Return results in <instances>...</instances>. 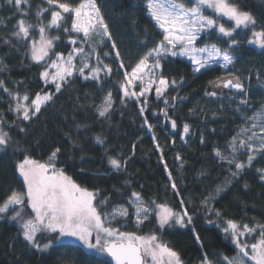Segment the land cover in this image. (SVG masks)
I'll use <instances>...</instances> for the list:
<instances>
[{"label": "snow or ice", "instance_id": "obj_1", "mask_svg": "<svg viewBox=\"0 0 264 264\" xmlns=\"http://www.w3.org/2000/svg\"><path fill=\"white\" fill-rule=\"evenodd\" d=\"M8 3L14 4L22 16H27L31 9L30 0H8ZM142 3L154 26L161 30L162 39L152 47L145 44L147 51L130 69L121 58L97 0H78L75 4L69 0H42L34 12L37 21L35 25L23 18L18 20L16 30L11 34L16 42L4 39L3 43L12 48L27 43L25 55L34 63L43 65L40 77L45 88L30 97L28 92L21 94L16 90L23 81L17 82L15 88H9L5 80L0 79V90L10 98L9 111L15 114L16 120H33L74 79L90 80L103 85L114 71L110 63H105V59L112 56L119 63L118 70L123 75V80L118 82L122 93L121 104H126L128 100L137 102L140 105L139 113L144 117L143 126L152 132L154 125L144 114L149 106L148 97L154 91L155 98L162 100L166 106L160 112L170 121L171 128L176 129V120L169 116L167 110V106L174 105L170 103L166 93L169 87L182 84L183 77L179 81L165 77L162 72L165 61L186 59L193 71L200 73L213 66L228 69L234 65L242 44L259 49L264 54V22L258 23L250 11L244 10L246 6L241 5L239 0H142ZM22 5L27 7L22 9ZM46 14L49 18L45 22ZM34 32H38V36L33 35ZM53 32L64 34L67 45L71 46L66 54L57 50V44L62 43L63 39L59 34L53 35ZM241 33H244L243 37ZM213 40L216 42H212ZM106 42L110 43L111 52L103 51ZM5 68L6 65L0 67V71ZM262 77L264 73L257 72V79ZM209 84L215 89H233L241 96L235 111L241 114L244 123L238 126V131L226 142L224 148L218 145L213 147L214 158L222 166L227 165L228 176L201 200L206 214L217 218L207 219L206 222L220 228L225 238H231L235 255L215 253L213 255L217 259H213L209 253L202 252L199 264H264V224L253 223L250 226L248 223L227 219L219 209L210 207L221 192L228 190L233 180L264 157V104L253 109L249 115L246 109L252 108V104L247 98L248 88L241 77L231 71L227 73V77H217L216 80L209 81ZM48 85L52 86V90H48ZM204 94L208 97L220 95L214 90H206ZM177 99L187 97H171L172 101ZM114 103L112 90L109 89L101 102L93 103V107L98 117L108 119ZM16 120L9 124L0 115V152L6 151L14 143L10 132L5 130V125L15 127ZM19 131L25 132L26 128L20 127ZM189 133L190 126L185 123L181 139ZM152 139L156 141L154 134ZM94 140L100 146L106 143V138L101 134L96 135ZM71 143L73 147L78 146L76 140ZM201 143H204L203 136ZM156 148L161 150L158 143ZM60 153L61 148L56 147L43 162L24 154L16 164V170L22 177L23 190H13L0 203V220L12 212L7 218L18 225V234L32 249L47 252L59 238L72 237L89 251L111 258V261L97 259L94 264H184L180 253L156 232L140 235L135 231H123L112 223H119V219L127 221L131 215L139 229L154 216L160 232L173 226L186 228L193 225V215L184 199L180 200L181 208L177 211L166 202L145 201L141 193L132 191L127 196L126 205H112L109 210L110 196L102 197L100 189L90 190L82 186L64 168L57 166ZM107 159L114 171L119 172L127 166V160L122 158L108 156ZM176 159L181 161L180 167L183 168L182 157L177 154ZM165 170L169 186L179 195L178 185L166 163ZM256 171L260 174V180L264 181V167H258ZM206 174L204 171L200 173ZM244 187L247 188V185ZM115 191L119 192L118 189ZM25 209H30L31 214ZM129 209H132L131 214ZM192 232L203 249L204 244L194 226ZM51 234L58 235L53 239ZM254 236L257 237L255 242L246 239ZM41 240L47 242L41 243Z\"/></svg>", "mask_w": 264, "mask_h": 264}, {"label": "trees", "instance_id": "obj_2", "mask_svg": "<svg viewBox=\"0 0 264 264\" xmlns=\"http://www.w3.org/2000/svg\"><path fill=\"white\" fill-rule=\"evenodd\" d=\"M69 2L75 4L78 0ZM239 2L246 6L244 10L250 11L257 18L258 23L264 22V0ZM30 3L28 15L22 16L14 4L8 3V0H0V67L6 65L5 70L0 71V79H4L9 88H15L17 82L23 81L16 90L21 94L28 92L30 97H34L35 93L45 88L40 77L43 65L34 63L25 55L26 42L17 45V48L3 43L4 39L16 42L11 34L21 18L34 25L37 23L34 12L42 0H30ZM97 3L101 6L127 68L134 66L147 51L145 44L152 47L162 39L161 30L148 17L142 0H97ZM26 7L21 6L22 9ZM48 18L46 14L45 22ZM68 26L70 27V19ZM52 34L62 36L63 42L57 44V50L66 54L71 46L67 45L64 34ZM33 35L38 36V32ZM243 36L244 33H241V37ZM103 51H112L110 43L106 42ZM238 52V58L229 71L240 76L248 88L247 98L252 108L246 111L251 115L253 109L264 104V77L257 79V72L264 73V54L247 44H242ZM105 63H110L114 70L106 83L98 85L90 80L74 79L31 121L16 120L15 114L9 111L10 98L0 90V115L9 124L16 120L15 127L5 125V130L10 132L14 143L6 151L0 152V203L13 190H23L22 177L16 170V164L24 154L43 162L52 150L60 147L57 166L64 168L82 186L90 190L100 189L102 197L110 196L109 210L112 205H126L127 196L136 191L141 193L145 201L166 202L177 211L181 208L180 200L184 199L193 215V225L186 228L173 226L163 232L158 230L154 216L139 229L131 215L127 221H113V226L123 231H135L140 235L156 232L180 253L184 264H199L202 252L209 253L213 259H217L213 255L215 253L235 255V246L230 237L225 238L220 228L206 222L207 219L217 218L206 214L201 200L228 176L227 165L222 166L217 162L213 147L218 145L224 148L226 142L238 131V126L244 123L241 114L235 111L241 96L236 92L217 97L205 96L209 81L224 75V72L217 67L196 74L187 61L170 59L164 62L163 75L178 81L183 77L182 84L169 87L166 93L170 103L174 105L167 106L168 114L176 120L177 127L171 128L170 121L160 112L166 106L152 93L148 97L149 106L144 114L154 125L153 131L149 132L143 126L144 117L139 113L140 105L134 100H128L126 104L120 102L122 93L118 82L123 80V75L118 70L119 63L112 56L105 59ZM109 89L115 99L113 111L110 118H100L93 103L99 104ZM48 90H52L51 85H48ZM173 96L187 99L172 101ZM193 109L195 111H191ZM185 123L189 124L190 133L182 140ZM78 125L87 127L78 128ZM20 127L26 128V131L20 132ZM98 134L106 138L104 146L95 143L94 137ZM153 134L156 141L152 139ZM201 136L204 137V143H201ZM72 140H76L77 147H73ZM157 143L160 151L156 148ZM177 154L182 157L183 168L180 167L181 161L176 159ZM108 156L127 160L126 168L119 172L112 170L108 164ZM165 163L178 185L179 195L169 186ZM258 167H264V157L233 180L228 190L221 192L210 207L219 209L227 219L248 223L250 226L253 223L264 224V181L259 178L260 174L256 171ZM81 169L84 171L81 172ZM202 171L207 174L200 175ZM97 172L105 174L96 175ZM25 211L31 214L29 209ZM131 211L129 209L130 214ZM11 215L12 212L7 214ZM7 216L0 220V264H94L97 259L111 261L106 255H97L72 242L57 243L47 252H38L23 240L18 234V225ZM193 226L201 237L203 249L194 238ZM51 237L55 239L56 235ZM252 238L255 241L257 237ZM45 242L47 241L41 240V243Z\"/></svg>", "mask_w": 264, "mask_h": 264}, {"label": "rangeland", "instance_id": "obj_3", "mask_svg": "<svg viewBox=\"0 0 264 264\" xmlns=\"http://www.w3.org/2000/svg\"><path fill=\"white\" fill-rule=\"evenodd\" d=\"M180 59H182V60H185V61H187L186 59H183V58H180ZM94 62V61H93ZM188 63H190L189 61H187ZM232 66V65H231ZM231 66H229V68L228 69H224V68H220L221 70H222V72H224V74H226V72H228L229 71V69L231 68ZM218 66H213L212 68H217ZM193 68V67H192ZM211 69V68H210ZM205 70H208V69H205ZM205 70H202L200 73H202V72H204ZM194 73H196V72H194ZM200 73H196V74H200ZM137 90H139L138 88H137ZM153 93H154V91H153ZM30 210V209H29ZM51 235H56V237H57V235L58 234H51ZM246 239H248L250 242H255L254 240H253V238L252 237H247ZM230 240H231V238H230ZM62 242H72V243H76V244H79V245H81V246H83L84 247V245L80 242V241H78V240H76L75 238H72V237H62V238H59V241L57 242V243H62ZM57 243H54V244H57ZM53 244V245H54ZM85 248V247H84ZM86 249V248H85ZM88 250V249H87ZM89 251V250H88ZM92 252V251H91ZM94 253V252H93ZM96 254V253H95ZM98 255V254H97Z\"/></svg>", "mask_w": 264, "mask_h": 264}, {"label": "water", "instance_id": "obj_4", "mask_svg": "<svg viewBox=\"0 0 264 264\" xmlns=\"http://www.w3.org/2000/svg\"><path fill=\"white\" fill-rule=\"evenodd\" d=\"M220 77H227V74H224V75H222V76H220ZM217 79V78H216ZM215 79V80H216ZM214 81V80H213ZM208 90L209 91H212V90H214V91H217L218 93H220V95H223V94H225V93H229V92H235V90H233V89H215V88H213L210 84H209V86H208ZM110 258V257H109ZM111 259V258H110Z\"/></svg>", "mask_w": 264, "mask_h": 264}]
</instances>
